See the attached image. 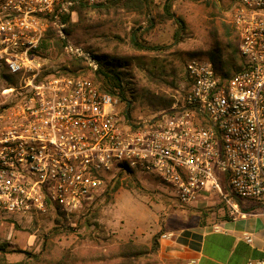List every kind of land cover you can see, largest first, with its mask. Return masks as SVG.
<instances>
[{"label": "built area", "instance_id": "1", "mask_svg": "<svg viewBox=\"0 0 264 264\" xmlns=\"http://www.w3.org/2000/svg\"><path fill=\"white\" fill-rule=\"evenodd\" d=\"M111 1L0 0V63L19 79L1 90L0 222L86 209L128 168L155 177L181 207L222 197L242 214L235 198L264 203V0L229 7L239 70L228 76L194 57L182 100L141 116L89 75L46 71L39 55L54 26L65 52L96 71L92 53L67 40L62 16Z\"/></svg>", "mask_w": 264, "mask_h": 264}, {"label": "rangeland", "instance_id": "2", "mask_svg": "<svg viewBox=\"0 0 264 264\" xmlns=\"http://www.w3.org/2000/svg\"><path fill=\"white\" fill-rule=\"evenodd\" d=\"M166 1L153 0L149 10L126 9L117 2L97 10L76 11L72 21L79 24L69 39L75 45L89 47L98 53L133 57L130 86L138 94H143L144 89L161 90L176 103L185 91V69L192 53L208 51L219 40L227 38V29L230 31L227 25L231 24L228 10L232 0H173L172 10L185 22L180 31V42L175 41L178 24L161 17ZM134 34L146 45H173L161 53L139 51L132 42ZM67 54L65 50L51 47L44 57L46 71H59L70 64ZM139 61L150 72L163 71L161 79L175 84L158 88L138 66ZM4 87L0 79V109L4 102L1 94ZM162 109L167 108L152 109L138 96L130 115H147ZM126 178L134 179L130 188L121 186L109 198L95 200L86 209L66 214L67 222L57 223L55 214L33 219L14 215L15 219L1 221L0 264H14L35 255L42 258L48 252L62 254V251L76 253L78 264H105L106 260L99 258L109 253L110 248L130 240L150 246L152 237L161 234V244L162 239L168 237L165 235L218 223L226 220L227 215H240L233 214L236 208L222 197H213L208 203L197 206L181 207L171 191L155 177L134 171L133 176L124 174L123 180ZM233 202L240 212H244L243 208H253L252 212L264 211V205L256 201L234 199ZM149 259L155 264L190 262L170 253V249L162 251L161 247L157 254L142 262Z\"/></svg>", "mask_w": 264, "mask_h": 264}, {"label": "trees", "instance_id": "3", "mask_svg": "<svg viewBox=\"0 0 264 264\" xmlns=\"http://www.w3.org/2000/svg\"><path fill=\"white\" fill-rule=\"evenodd\" d=\"M122 3V6L126 9L133 10H149L153 0H113L107 4H97L89 5L87 3H81L75 7L77 13H82L86 10H97L98 7L102 8L103 6L115 5L116 3ZM173 0H167L164 5V11L161 14L164 19L174 20L179 29L175 32V41H181L180 31L184 29L185 22L182 18L177 17L175 12L172 10ZM228 10V9H227ZM62 20L66 22V27L64 29L67 36V40H70L69 37L72 35L75 27L79 24L72 21L71 14H64ZM229 27V32L225 36L227 38L221 39L217 42L216 46L209 49L205 52H195L192 53L193 57L208 59L216 65V67L225 73V75L230 76L232 72L240 69L241 58L239 56V46L237 41V36L235 34V29L232 24L227 25ZM132 42L134 47L139 51H157L159 53L164 52L172 47L173 44L167 46H150L142 43L137 36L132 35ZM66 41L61 38L58 34L57 29L54 26H50L45 40L43 41L42 48L39 55L45 57V53L51 48H58L60 51L64 50V45ZM90 51L93 57L99 64V67L96 71L91 72L88 64L85 59L82 57H74L67 54L70 57V64H67L59 69V71H51L53 74H65L72 76L79 75H89L95 83L98 85L99 89L103 92L110 93L119 98V100L124 103L127 107V112L130 115L131 108L138 96H141L145 101L148 102V105L152 109L158 108H169L175 103V99L172 97H167V95L161 90L156 89V91L151 89H144L143 94H138L133 87L130 86L131 81V61L133 57H126L119 54H110V53H98L95 50L90 49L89 47H84ZM138 62V66L142 68L148 74V78L151 82H154L158 88L162 85L173 86L174 81H167L161 79L160 71L155 70L151 71L148 67H143ZM159 75V76H158ZM160 78V79H159ZM0 79L3 80L5 87H10L15 85L18 82V76L11 73L8 66L5 63H0ZM185 95V91L183 96ZM182 96V98H183ZM180 99L179 101H181ZM1 110V109H0ZM131 116V115H130ZM124 174L134 175V170L128 168L126 172H120L114 176L101 190L96 200L107 199L109 196L116 191L121 186L131 187L133 185L132 178H126L123 180ZM138 183V181H137ZM239 200V198H235ZM241 204V202H238ZM264 205V203H261ZM192 207V206H191ZM253 208H243L245 213L252 212ZM234 216L227 215L226 220L233 219ZM55 221L57 223L67 222L65 213L57 210L55 212ZM161 234H155L152 237L151 245H143L136 243L133 240H130L121 246L112 247L109 249V253H106L99 260H106L105 264H155L150 261L142 262L145 258H150L152 255H155L159 252ZM48 255V257H46ZM46 256L40 257L39 255L31 256L29 259L18 261L14 264H78V259L76 253L73 255L70 252L62 251V254H55L48 252ZM111 260V261H110Z\"/></svg>", "mask_w": 264, "mask_h": 264}, {"label": "crops", "instance_id": "4", "mask_svg": "<svg viewBox=\"0 0 264 264\" xmlns=\"http://www.w3.org/2000/svg\"><path fill=\"white\" fill-rule=\"evenodd\" d=\"M161 249L194 264H264V211L176 232Z\"/></svg>", "mask_w": 264, "mask_h": 264}]
</instances>
